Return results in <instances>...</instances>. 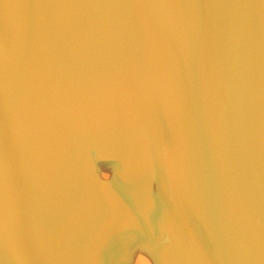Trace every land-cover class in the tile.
Listing matches in <instances>:
<instances>
[{"label": "water", "instance_id": "95a60500", "mask_svg": "<svg viewBox=\"0 0 264 264\" xmlns=\"http://www.w3.org/2000/svg\"><path fill=\"white\" fill-rule=\"evenodd\" d=\"M120 1L153 71L141 147L160 217L188 248L175 252L185 264H264V0ZM69 4L0 0V264H153L154 251H120L104 198L130 152V100L98 93L112 108L102 159L86 121L103 108L81 91L95 88L93 60L69 50L81 31ZM129 62L116 79L132 97Z\"/></svg>", "mask_w": 264, "mask_h": 264}, {"label": "bare ground", "instance_id": "6f19581e", "mask_svg": "<svg viewBox=\"0 0 264 264\" xmlns=\"http://www.w3.org/2000/svg\"><path fill=\"white\" fill-rule=\"evenodd\" d=\"M72 2H74L73 7L76 6L74 11L77 12L75 16H77L81 31L80 35L78 33L75 34L79 42L78 48L74 49L73 46L71 49L68 46L69 50H72L70 52H75L72 54L73 56L78 55L80 52L83 54V51H85L90 55L89 59L93 60L92 67L89 70L93 75L95 74L96 82L93 83L95 88L93 90L91 86H87L86 90H81L91 100V102L87 100L89 107H92L91 104L93 102L100 106L102 104L105 106V101L101 102V104L100 98L102 97L98 96V93L101 94L103 89L106 90V93L114 94L118 98L117 102H122L120 106L124 107V109L126 98H128V101L130 100L129 110H125V113L121 110L122 114L127 116L124 121L123 136L127 145H129L130 152L127 156L125 155L126 162H121L120 158L119 160L123 163L122 167H126L127 170L124 169L125 172H123V168L119 166V161L114 160V170L109 178H104L103 180L105 183L104 198L107 196L108 209L111 212L113 222L112 228L118 241V248L120 251H137V257L138 252L145 251L149 260V251H154L153 256L156 254L157 260L156 263L152 261L153 264H185V258L182 259L185 256L181 253L177 254L175 251H188V248L182 239H178L174 228L170 226L167 219H161L160 217L159 208H157L156 200H154V198L156 199V190L152 181L146 175L148 170L146 158L142 151V147L146 148L143 142L147 138V130H149L148 120L152 117V104L145 101L144 85L146 79L149 78L148 75L153 74V71L149 69V63L147 65V62H145L147 59L144 60V57H142L141 46L137 39L129 32L127 15L122 9L119 10L118 8L120 0H76V2L70 0V8ZM129 61H132V64L134 63L133 65L128 64L131 68H128L127 71L128 80L131 83L128 87L131 90L132 97L124 91V89H127L126 85L122 89V86L117 81ZM71 62L72 59L67 60L69 65ZM143 66L145 67L144 70H142ZM68 71H71V69H68ZM148 71L150 74H148ZM119 72L121 73L120 76ZM133 73L134 76L132 77ZM96 83L99 84L98 89L96 88ZM66 85L67 89L70 90L67 97L71 99L76 96V90L72 88L73 84ZM71 95L72 97H70ZM92 96H95V98H92ZM149 104L151 111L148 113L146 108ZM102 108L103 111H100V113L98 109L94 108L95 112L91 116L92 120H85L88 126V133L94 143H96L92 144V146L96 150L97 155L101 157L105 147L103 142L107 143L108 138V125L105 117L107 112H112V108L109 106L107 111L105 107ZM121 111L118 108L116 112ZM72 115L73 118L75 117L74 120L82 119L81 116L79 117L74 112ZM80 124L82 125V123ZM92 146L88 147V151L93 153ZM99 161L102 164L97 163L101 167L104 163L101 160ZM125 164L127 166H124ZM141 177L144 179L148 177L146 179L147 186L141 184ZM62 209L64 211L63 214H58L65 223L63 225L65 231H69L71 226L69 217L75 216L77 211L73 210V207H67V205L62 207ZM71 236L73 237L72 233L69 237ZM14 239L16 240L15 244L19 245L18 239ZM63 249L68 251L66 246ZM125 256L123 259L121 258L123 262L124 260L125 262L127 261ZM133 259H136V257H133Z\"/></svg>", "mask_w": 264, "mask_h": 264}]
</instances>
